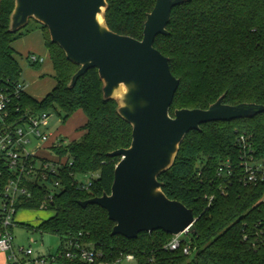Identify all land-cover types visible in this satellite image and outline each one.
<instances>
[{
  "label": "trees",
  "instance_id": "trees-1",
  "mask_svg": "<svg viewBox=\"0 0 264 264\" xmlns=\"http://www.w3.org/2000/svg\"><path fill=\"white\" fill-rule=\"evenodd\" d=\"M157 0H107L106 24L117 34L141 40L147 16ZM15 0H0V93L10 98L17 117L77 110L86 116L80 138L54 146L71 159L61 168V189L50 192L33 184L31 197H21L19 209H50L54 215L33 228L57 235L60 240L80 239L102 251V261L116 264L121 253H131L137 264H264V181L246 184L240 166L238 139L245 135L264 158V112L249 119L212 121L189 131L180 144L173 165L158 178L168 198L190 208L197 234L190 242L170 249L174 235L164 231L142 232L128 239L113 234L115 222L106 209L81 202L110 194L119 156L110 153L129 148L133 127L118 112V102L104 97V83L97 68L78 76L80 66L51 41L47 27L30 20L11 30ZM34 23V24H32ZM41 29L54 65L55 85L41 100L25 91L22 67L14 42ZM155 47L169 58L172 73L180 80L170 114L178 109H208L223 103L264 106V0H185L175 6ZM37 65V63H30ZM22 84V87L18 86ZM16 109H19L17 112ZM231 162L234 175H218ZM97 174L89 189L78 186V175ZM0 178V197L6 184ZM53 193V194H52ZM191 235V234H189ZM187 243L191 254L185 253Z\"/></svg>",
  "mask_w": 264,
  "mask_h": 264
},
{
  "label": "water",
  "instance_id": "water-1",
  "mask_svg": "<svg viewBox=\"0 0 264 264\" xmlns=\"http://www.w3.org/2000/svg\"><path fill=\"white\" fill-rule=\"evenodd\" d=\"M184 1L157 0L141 40L109 29L107 0H15L11 15L13 31L31 18L48 28L51 41L80 66L71 86L91 68L99 71L106 99L116 100L120 85L127 86L125 105L118 112L133 127L131 146L110 153L120 157L111 193L81 204L95 203L106 209L115 222L113 234L128 239L156 230L197 234L193 211L167 197L159 176L173 165L189 131L212 121L249 119L264 112V106H232L221 97L208 109L183 108L170 114L180 80L172 73L169 58L154 44L157 36L167 34L172 9Z\"/></svg>",
  "mask_w": 264,
  "mask_h": 264
},
{
  "label": "built area",
  "instance_id": "built-area-1",
  "mask_svg": "<svg viewBox=\"0 0 264 264\" xmlns=\"http://www.w3.org/2000/svg\"><path fill=\"white\" fill-rule=\"evenodd\" d=\"M27 59L30 63L43 62L41 56L33 53L29 54ZM18 87L21 88L22 84ZM10 103V98L0 93V178L7 180L2 190L3 195L0 197V252L7 253L5 264H94L102 261V251L80 239L60 240L58 250L47 255H34L35 251L31 246L18 245L15 248L13 227L20 210L17 207L20 198L32 196L33 184L45 186L50 192H58L62 187L61 168L68 162L72 164V161L68 156L60 155L54 150V146L66 143L67 140L62 136H55L48 130L49 116L46 113L35 115L25 111L16 117L11 111ZM34 140L39 144L36 149L29 150L27 146ZM238 143L241 149L240 166L244 170L242 177L244 182L246 184L263 182L264 158L258 157L254 142L241 135ZM218 175L225 178L234 175L230 161L219 167ZM87 177V180L78 181L79 188L89 189L98 175L91 174ZM185 234L189 235V233L174 235L169 243L170 249H177L183 241H187ZM184 251L191 254L188 243ZM123 261L131 262L136 259L131 253H121L115 263L120 264Z\"/></svg>",
  "mask_w": 264,
  "mask_h": 264
},
{
  "label": "rangeland",
  "instance_id": "rangeland-1",
  "mask_svg": "<svg viewBox=\"0 0 264 264\" xmlns=\"http://www.w3.org/2000/svg\"><path fill=\"white\" fill-rule=\"evenodd\" d=\"M104 12V9H103ZM30 20H36L31 18ZM34 24V23H32ZM48 29V28H47ZM41 30V29H40ZM39 32V29L30 32L29 34L17 39L14 42L16 49V57L18 58L22 67V81L26 84L25 91L32 95L34 98L43 99L54 87V65L49 54L44 35ZM43 32V31H42ZM49 32V30H48ZM50 35V33H49ZM28 52H34L40 54L42 52L43 62L37 63V65H28L26 62V56ZM128 88L126 85H120L119 90L116 92L115 97L118 102V107L125 105V94ZM65 115L63 111L60 114L53 111L48 117L49 127L48 130L53 133H61V135L67 140V143L80 137L82 131L80 127L84 125L86 116L82 110H77L70 118L64 119ZM39 142L37 140L32 141L27 146L29 150L36 149ZM48 152L53 153L51 150ZM79 180H87V175H78ZM54 215V212L50 209H23L21 208L15 218L16 224L13 227L14 245L15 248L18 245L31 246L34 249V255H47L55 253L60 246V238L51 233H40L35 231L32 226H37L46 219H49ZM27 225H32L27 227ZM191 235H184L188 242H190ZM34 240V241H31ZM7 262V253L0 252V264ZM120 264H137L135 261H123Z\"/></svg>",
  "mask_w": 264,
  "mask_h": 264
},
{
  "label": "crops",
  "instance_id": "crops-1",
  "mask_svg": "<svg viewBox=\"0 0 264 264\" xmlns=\"http://www.w3.org/2000/svg\"><path fill=\"white\" fill-rule=\"evenodd\" d=\"M35 33H40V34L42 33V34H43L42 30H40V29H39V32H35ZM32 53H33V54H36V53H34V52H28V53H27V56H26V61H27V62H26V63H27L28 65H30V62L28 61L27 57H28L29 54H32ZM36 55H39V56L42 57V52H41V55H40V54H36ZM42 58H43V57H42ZM54 72H55V71H54ZM54 74H55V73H54ZM54 135H55V136H62L61 133H54ZM81 135H82V134H81ZM81 135H80V137H81ZM62 137H63V136H62ZM80 137H79V138H80ZM77 139H78V138H77Z\"/></svg>",
  "mask_w": 264,
  "mask_h": 264
},
{
  "label": "bare ground",
  "instance_id": "bare-ground-1",
  "mask_svg": "<svg viewBox=\"0 0 264 264\" xmlns=\"http://www.w3.org/2000/svg\"><path fill=\"white\" fill-rule=\"evenodd\" d=\"M99 21H100L101 25L103 26L104 22H103V17L102 16H99Z\"/></svg>",
  "mask_w": 264,
  "mask_h": 264
}]
</instances>
